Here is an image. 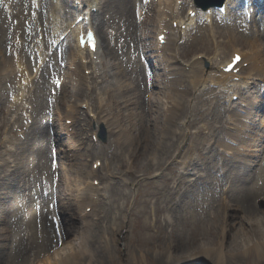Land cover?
Listing matches in <instances>:
<instances>
[{
    "label": "rangeland",
    "instance_id": "1",
    "mask_svg": "<svg viewBox=\"0 0 264 264\" xmlns=\"http://www.w3.org/2000/svg\"><path fill=\"white\" fill-rule=\"evenodd\" d=\"M21 1V9L24 10L21 12L23 15L27 13L28 17L33 8L29 7L28 11L29 1ZM129 1L131 13L135 12L137 1L141 0ZM236 10L235 14L240 11L239 8ZM46 11L47 5L40 11L42 18ZM178 13L184 16L187 14V7H182ZM5 14L9 16L10 12L4 8V5H1L0 47L3 53L5 46L9 45L8 41H12V30L17 26L16 24L12 26V30L9 27H2ZM151 14L153 15V13ZM255 14L264 15V8L256 10ZM108 18L109 14H106L105 21ZM150 18L149 15L145 21L146 28H142V23L134 19L137 23L136 35L139 39L137 43H133L130 36L125 33L117 41L111 40L107 35L115 34L116 28L119 26V31L124 32L125 26L120 19L115 21L116 25L107 22L103 28L110 48L117 55L113 61L120 63L126 69L124 71L126 78L123 80L136 85L139 78L141 80L139 90L141 91L145 88L146 75L150 76L154 70L150 63L151 67L148 70L139 58L141 52L147 59L146 52H154L153 44L156 39L155 33L152 32L154 28ZM10 19L12 21V18ZM214 20V31L220 33L221 36L228 34L227 31L234 30L233 26H235V31L239 35L237 44L240 49L247 50L244 45L248 44L251 34L249 22L245 19L244 14H242V18L227 16L226 22H223L218 16H215ZM14 21L19 23L18 18ZM263 22L264 18L256 19L251 24L258 25L262 30L264 29ZM207 31L206 24L202 23L198 28L192 30L191 37L187 41L193 40V43L186 48L184 47L186 44L181 45V52L187 49V52L192 55L196 45H200L203 39H208ZM263 34L264 30L261 35ZM260 39L264 45V35ZM124 43L129 45L126 54L123 49ZM102 45V49L108 53L107 43ZM135 45L136 47H134ZM225 49L230 54L229 59L233 51L229 47ZM23 53L26 54V52ZM221 55L224 56L223 53ZM63 56L64 60L60 61L55 55L50 54L41 77H37L42 83L39 86L35 83L36 97L34 98L33 95L31 97V99L34 98V104L30 106L34 109L31 112L32 119H25L19 114V118H12L7 130V138L3 141L5 143L0 142V239L2 240L0 241V264H25L17 254L24 251L29 257L31 254L44 250L45 246H49L50 239L56 237L51 221L52 215L47 213L51 209L52 202L58 200V196H60L63 203L74 204V185L82 173L86 175V170H97L91 166L95 160L102 162L103 169L101 166L98 169L100 168L105 176L109 175L108 180L104 182L107 190L101 191L103 197L100 198L101 202L96 209L97 213L95 214L97 215L91 217L94 224L90 232L93 238L91 244H94L92 246L97 254L99 262L97 264H214L203 261L204 255L202 254L191 255L196 252L200 253V250L214 242L215 233L217 231L220 233V228L217 225L220 224L219 222L223 224L224 221H228L236 228L230 229L227 233V249L233 252L239 251L241 248L232 242L234 239L240 241L239 237L241 236H236L238 227L245 226L244 220L249 218L247 216L252 215L254 211H257L258 217L264 218V131H262L263 136L260 141L261 151L257 153V156H246V153H242L241 155L235 154V157L231 158L218 145L219 140L227 139L226 128L229 122L226 113L227 103L224 98L216 97L218 91L213 90L206 93L201 97L200 102L189 99L182 104L180 114L174 120L173 125L167 120L169 112L166 107L155 105V95L146 92L144 94L145 104L134 110L135 114L138 112L142 114V120L145 123L138 132L141 137L138 143L130 140L128 136L129 140L125 141L122 136L110 132L108 127L102 123L98 126L96 123L89 125L85 121L88 119L87 114L83 113L79 115L80 120L76 123L66 120L67 124L72 126L71 129L83 127L80 139L85 141V146L80 150L73 151L66 147L63 140L61 142L53 141L58 136L56 121L62 118L61 123L64 122V117H61V114L65 107L75 100L72 97L73 87L66 78L69 52L67 55L63 53ZM7 57L9 56L7 55ZM110 58L111 56L108 57L109 61ZM24 60L28 64L27 55H24ZM152 60L155 64L156 59ZM208 63L209 59L205 58L204 66L207 67ZM51 71H56L57 76L66 78L63 82L65 91L62 90L60 97L55 95L57 83L53 80ZM85 75L92 88L90 94L87 93L85 96L88 97L89 102L96 104L97 76L92 73L91 69H87ZM152 81L153 79L146 83L147 91L152 89L150 84ZM13 82L4 81L1 87L0 135L7 125L2 126V120L5 119L7 122L10 117L5 112L10 94L8 92L13 89ZM260 84L258 91L259 97H262L264 84ZM212 88L216 89L213 86ZM153 90L158 91L156 88ZM109 95H112V98L108 103L115 108L112 113L117 111L115 116L120 117V114L130 113L132 107L117 108L115 101L119 99L120 95L113 88ZM230 96L228 98L233 104H237L239 108L242 107L243 111L247 110V106L241 98L234 100ZM106 97L108 98V96ZM60 107L63 108L61 112L58 111ZM261 107L262 109L258 112L259 116L255 118L257 119L255 129L257 124L264 122V107L262 105ZM37 117H40L39 121L43 127L40 137H37L33 131L34 121ZM196 117L201 119L197 121V124L190 125V120L196 119ZM32 121L33 123H31ZM121 123L131 130L125 120H122ZM165 123L167 125L170 123L173 133L168 132L164 137L160 133V128ZM209 127L214 130L218 129L213 134L211 133L213 138L207 142L208 136L204 134L208 132ZM202 130L204 132L201 137L195 136L196 132L199 133ZM144 133L148 136H143ZM135 134L133 132L132 136L134 137ZM102 138L106 139L105 143ZM76 144L77 141L74 140V145ZM60 147L63 148V155L59 150ZM42 148H45L43 155L40 154ZM53 149H56L58 153L59 169L57 171L53 167L54 164L51 163V150ZM224 154L228 156V160L221 162V160H225ZM180 162H187L190 166L183 169ZM84 165L86 166L84 167ZM219 167L221 170L219 174H216ZM172 169L182 177L175 178L171 173ZM50 172L52 176H50ZM101 177V175H97L95 181L101 182ZM196 179L197 183L193 185L192 183ZM236 181L239 183H235ZM25 183L31 184L27 190H24L26 198L23 197L24 194L20 187ZM44 186L48 189L43 190ZM69 189L73 191H69ZM23 203H26L25 208H23ZM85 206L87 204L83 206V210L93 215L95 209L92 206L85 209ZM157 209L159 213L156 212ZM60 210L64 211L68 220L64 227L66 229L64 240L66 235L79 233L83 225L77 207L68 210L63 207ZM215 215L218 216V223L213 220ZM140 227H146V233L139 234ZM33 229L36 236H39L43 231L47 233L49 242L45 238L46 243L43 244L44 240L40 241L37 238L40 247L31 246L28 250L29 248L26 247L27 230ZM141 238L146 241L144 247L139 251H134V247L129 248L133 244L135 246V243ZM21 239L23 240L20 242ZM105 240H107V247L103 248ZM56 242L57 240L53 243ZM141 250L142 252L139 253ZM233 264H264V262L257 254H251L239 255Z\"/></svg>",
    "mask_w": 264,
    "mask_h": 264
},
{
    "label": "bare ground",
    "instance_id": "2",
    "mask_svg": "<svg viewBox=\"0 0 264 264\" xmlns=\"http://www.w3.org/2000/svg\"><path fill=\"white\" fill-rule=\"evenodd\" d=\"M178 1L179 0L157 1L158 3L155 7L154 16L150 19L156 35V42L153 44L155 51L153 54H148L150 63L153 64L151 56L156 59V63L152 65L154 69L152 74L153 81L152 83L150 82L152 89L147 91L146 83L149 81V77H147L146 80L144 79L145 88L141 91L139 90V87H141L139 83L141 80L139 78L137 79L136 85H133V82V84H129L123 80V78H126L124 77V71H126V69L120 63H115L113 61L117 55L109 47L110 44H108L106 34L103 31L104 25L107 22L109 24L112 22L113 25H116L115 21L120 19L123 21L126 28L124 30L126 35L131 37V41L137 40V25L134 21V11L132 13L130 11L129 0H29V3L34 6L43 7L48 4L45 24L44 22L41 23L39 20L40 18L37 16L38 13L36 10L34 11V17L33 14L26 17L22 14L24 10L21 12L20 6H16L17 3H15V5H9L8 0H0V3H4L6 7L12 9V18H19L20 20H23V26H19L18 24L11 33L13 36L11 42H15L18 37H20L19 43L16 44L15 42V45L17 46V55L13 53L11 56L7 57L5 54L6 46L4 53L0 47V94L4 81H14L13 83L15 86L13 94H16L15 100L8 103L6 107L7 110L5 113H8L10 117L7 122H5V119L2 120V126L5 124L7 125L4 127L2 134L0 135V142L5 143L3 141L7 138L6 134L11 119L18 118L19 111H24L22 114L23 118L25 116L29 118L31 110L28 108L34 104V98L36 97V88L34 85L35 79L37 80L36 85L39 86L42 83L39 82L40 78L37 79V77H39L38 75H33L29 72L28 65L24 60L22 53V50L26 48L28 41V38L22 39L25 38L22 36V31H24L25 28V21L28 20L29 23H32L31 25L35 26L36 31L39 27L41 28V31H37L34 36L36 39L39 36H43V38L50 36L53 41H59L60 37L67 33L66 38L60 45L63 46L64 42L68 43V49L65 50L66 54L69 52V59L67 62L68 75L66 78L69 79V83L73 87L72 97H74L75 100L69 103L62 113L64 122L61 123V121H63L62 118L56 121L58 126V136L53 139L54 142L56 140L60 142L63 140L66 147L68 149H72L73 151L84 148L85 141L80 139L82 137L81 130H83V127L80 125V129H71L72 126H69L66 123L67 119L72 120L74 123L80 120L79 115L83 113L81 109L79 110V106L81 105L82 107L85 105L87 109L86 113L89 118L85 121H87L89 125L96 123L98 126L102 123L108 127L107 129L110 132H113L118 136H122L125 141L129 140V137L130 140L138 143L141 139L138 132L142 129V127H144L145 123L142 120V114H139V112L138 114H135L134 110H137L138 106H143L145 104L144 94L146 92H148V94L150 93L155 95V105H163L166 107L169 112L167 120L171 123V125H173L174 120L180 114L182 104L187 102L189 99H195L200 102L202 96L216 90V92L218 91V95L216 94V97L218 96V98H224L227 103L228 110L226 113L229 117V122L227 123L228 125L226 128L227 139L219 140L218 145L220 149H222V151H224L228 156H231V158H234L235 154L241 155L242 153H246V156H257V153L261 151L260 141L263 136L262 131H264V122L257 124V128L255 129V121H257L255 118L259 116L258 112L262 109L261 105L264 107V96L259 97L258 91V87L261 85L260 83H264V45L260 39L264 35H261L262 30L264 29L261 30V28L256 24H250L251 39H248V44L244 45L247 50H243L240 49L237 44L239 35L235 31V26H233L234 30L227 31L228 34L224 36H221L220 33L214 31L213 17L214 14H216L214 6H209L204 9L201 6H197L193 0L181 1V3L188 6L187 11L191 9L198 13L195 18H191L188 14L185 16H179L178 10L180 7L177 6ZM17 2H19V0H17ZM250 2L253 9L260 8V2L258 0H250ZM224 3L227 7L226 15L228 17L231 16L236 18L238 16L241 18V11L236 12V14L234 13L236 6L241 7L239 1L225 0ZM138 4L140 5V2H138ZM142 7L143 5H140L138 11L141 12L143 9ZM94 8H96L98 14L103 16L102 18L100 15H96L93 12ZM208 10L209 13H206L205 11ZM106 14H109V18L105 21L104 17H106ZM81 15H83V17L88 16V25L96 27L99 30L97 33V37L99 39V49L95 54L87 53L86 49H81L78 46L77 38L79 31L82 29V23L77 25L75 24V20ZM256 18L262 19L264 18V15L253 17L254 20ZM203 19L207 21L211 20L210 23L206 24V27L208 28V39H203L200 45H196L192 55L187 52V49H184V51L181 52V45L186 44L184 46L186 48L193 43V40L189 42L187 39H189L191 31L197 27V21ZM175 21L178 23L177 28L173 25ZM73 24L75 25L73 26ZM262 25L264 27V22ZM3 26L11 28L14 26V21L12 20L10 24L9 19L5 16L2 20V27ZM183 26H185V29H183ZM119 30L120 26L116 28V33L113 35L116 39L123 37L124 35V32H120ZM164 31H168L167 40L165 44L161 45L158 41V36L164 33ZM38 41L39 40L37 39L36 44L38 46V51L41 52L43 59L46 60L47 52L45 53V46H47V39H45L44 43ZM11 42L9 40L8 44ZM103 43H107V47L109 49L108 53H106L105 50H102ZM227 47L233 51L230 58L234 53H240L243 57L240 64L237 65V68H240V70L236 75L227 74L222 71V68L230 61V58L227 60L230 55L225 49ZM123 49H125V53L128 51L126 44L123 46ZM222 53L224 56L221 55ZM94 56H97V60H94ZM109 56H111L110 61L108 60ZM89 58L90 60L87 62ZM205 58L209 59L207 67L204 66ZM244 64L247 65V67H244ZM87 69H91L97 76L98 86L96 88V104L89 102L88 97L85 96V94H90L92 91L84 73ZM19 74L20 78L23 77V84L18 87V83L20 84L21 82V79L18 77ZM212 86L216 89H213ZM111 88H113L114 91L120 95H118L119 99L115 101L117 108L120 107L127 109L132 107L130 113L127 115L120 114V117L115 116L117 111L112 113V110H115V108L108 103L110 98H112V95H109ZM153 88L158 89V91L155 92ZM63 91H65V89H63ZM32 95L34 98L31 99ZM106 96H108V98ZM229 96H238L241 98L242 102L246 104L247 110L243 111L242 107L239 108L237 104H233L231 99L228 98ZM242 106H244V104H242ZM32 110L34 111V109ZM62 110L63 108L60 107V110L58 111L61 112ZM255 114L257 115L255 116ZM200 119L201 118L196 117V119L190 120L189 124H197V121ZM39 120H41L40 117L35 119L33 128L37 137L39 135L41 136L43 128L41 127V122ZM122 120L127 122L128 126L131 127V130L124 127L121 123ZM170 123H168V125L165 123L160 128V133L164 137L167 136L168 132H170V134L173 133V128L169 125ZM207 126L209 125L207 124ZM217 129L218 128L215 130ZM215 130L210 127L208 128V132L204 134L208 136V138H206L207 142L213 138L212 134ZM133 132L136 133L134 137L132 136ZM203 132V130L199 133L196 132L195 136L201 137ZM144 135L147 134L144 133L143 136ZM74 140L77 141L76 145H74ZM142 141H144V139H142ZM191 149L194 150L193 148ZM59 150L61 155H63V148L60 147ZM197 151L198 149L196 152ZM40 154H45V148L41 149ZM227 155L224 154L225 160H221V162L228 160ZM205 159H207V157H205ZM94 163H96V161ZM180 165L183 169L190 166L187 162H180ZM74 166H76V164H74ZM85 166L86 165H84V167ZM101 169H103V165H101ZM101 169L86 170V175H83L82 173L79 176L78 182L74 185V204L71 202H67L65 204L62 202L63 199L58 196L59 204L57 215L59 216V224L56 229H54V232L57 231L56 237L50 239L49 246H45L44 250H41V252L31 254L29 257L24 251L20 252V254H17L18 257L20 256V260L24 261L25 264L99 263L97 261L96 251L92 246L94 244H91L93 238L92 235H90V232L92 225H94L91 217L97 215L95 214L97 213L96 209L101 202L100 198L103 197L101 191L107 190L104 186V182H106L105 180H108L109 175L105 176L104 173L101 172ZM220 170L221 167H219V171H216V174H219ZM171 173L175 176V178L180 179L182 177V175L177 174L174 169H172ZM10 174L12 173L10 172ZM97 175H101L102 177L100 178L101 182L98 183V186H95L94 180H97ZM198 179L203 180L202 178ZM196 181L197 179L192 184L195 185L197 183ZM235 183L238 184L239 182L236 181ZM30 185L31 184L29 183L20 185L24 198H26L24 190H27ZM69 191L73 190L69 189ZM25 204L26 203H23V208H25ZM85 204H87L85 208L92 206L95 209L93 215L88 214L85 210H83V206ZM63 207L67 210L77 207L79 218L83 225V228L79 231V233L70 236L66 235V239L64 240L63 238L66 233V229L64 227H66V222H68V220L64 211L60 210ZM156 212L159 213L158 209ZM47 213H49V211ZM51 213L56 215L54 210H51ZM256 214L257 211H254L252 215L247 216L249 218H246L243 223L245 226L242 225L238 227L236 231V236H241L239 237L240 241L234 239L232 242H235L237 246L241 248L239 251L233 252L228 250V244L226 243L228 231L236 228L228 221H224L222 224L217 220L218 216L215 215L213 220L215 223H220L217 225L218 228H220V233L218 231L215 233V240L213 243H210V246L200 250V253L196 252L191 256L202 254L204 255L203 261L206 262H213L214 264H233L238 259L239 255L257 254L264 262V218H260ZM252 216L254 217L250 218ZM179 225L181 226L182 223L180 222ZM140 228L141 229L138 231L139 234L146 233V227ZM26 236V247L29 248L28 250H30L31 246L38 247L40 245L37 242V238H39L40 241L44 240L43 244L46 243L45 238L47 239V242H49L48 234L44 231L41 232L39 236H36L34 229L27 230ZM23 239L19 241L21 242ZM55 240H57V242L54 244L53 242ZM0 241L2 240L0 239ZM106 241L107 240L104 242L105 244L103 248L107 247ZM145 242L146 241L141 238L135 243V246L133 244V246H129V248L134 247V251H139V249L145 246ZM141 252L142 250L139 253Z\"/></svg>",
    "mask_w": 264,
    "mask_h": 264
},
{
    "label": "water",
    "instance_id": "3",
    "mask_svg": "<svg viewBox=\"0 0 264 264\" xmlns=\"http://www.w3.org/2000/svg\"><path fill=\"white\" fill-rule=\"evenodd\" d=\"M218 5H221V1L220 2H217Z\"/></svg>",
    "mask_w": 264,
    "mask_h": 264
}]
</instances>
